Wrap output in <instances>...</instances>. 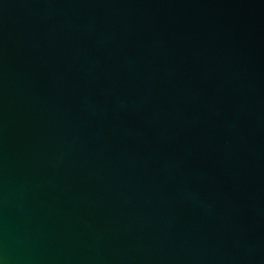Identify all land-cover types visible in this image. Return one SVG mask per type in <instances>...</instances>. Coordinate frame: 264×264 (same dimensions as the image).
I'll return each instance as SVG.
<instances>
[{
	"label": "water",
	"instance_id": "water-1",
	"mask_svg": "<svg viewBox=\"0 0 264 264\" xmlns=\"http://www.w3.org/2000/svg\"><path fill=\"white\" fill-rule=\"evenodd\" d=\"M0 264H264V0H0Z\"/></svg>",
	"mask_w": 264,
	"mask_h": 264
}]
</instances>
